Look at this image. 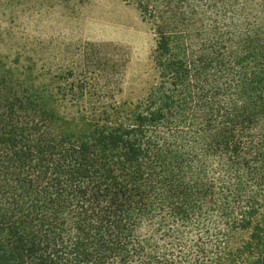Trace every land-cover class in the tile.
Returning <instances> with one entry per match:
<instances>
[{
	"label": "trees",
	"instance_id": "16d2710c",
	"mask_svg": "<svg viewBox=\"0 0 264 264\" xmlns=\"http://www.w3.org/2000/svg\"><path fill=\"white\" fill-rule=\"evenodd\" d=\"M139 5L143 100L0 93V264H264V0Z\"/></svg>",
	"mask_w": 264,
	"mask_h": 264
},
{
	"label": "rangeland",
	"instance_id": "374dc122",
	"mask_svg": "<svg viewBox=\"0 0 264 264\" xmlns=\"http://www.w3.org/2000/svg\"><path fill=\"white\" fill-rule=\"evenodd\" d=\"M139 3L0 0V93L42 95L63 127L143 100L157 83V36Z\"/></svg>",
	"mask_w": 264,
	"mask_h": 264
}]
</instances>
